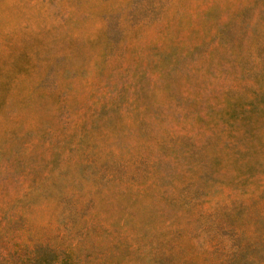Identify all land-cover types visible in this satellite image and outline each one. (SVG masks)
<instances>
[{
  "label": "rangeland",
  "instance_id": "obj_1",
  "mask_svg": "<svg viewBox=\"0 0 264 264\" xmlns=\"http://www.w3.org/2000/svg\"><path fill=\"white\" fill-rule=\"evenodd\" d=\"M0 264H264V0H0Z\"/></svg>",
  "mask_w": 264,
  "mask_h": 264
}]
</instances>
